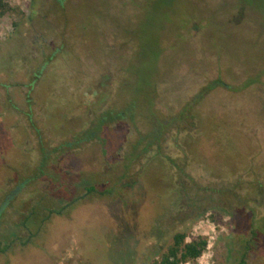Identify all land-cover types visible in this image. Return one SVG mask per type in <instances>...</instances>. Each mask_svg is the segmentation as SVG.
<instances>
[{
    "label": "rangeland",
    "instance_id": "1",
    "mask_svg": "<svg viewBox=\"0 0 264 264\" xmlns=\"http://www.w3.org/2000/svg\"><path fill=\"white\" fill-rule=\"evenodd\" d=\"M6 1L0 203L16 186L9 218L38 231L0 264H157L178 232L207 240L180 264H240L250 218L227 210L264 148V0ZM107 107L125 119L103 127Z\"/></svg>",
    "mask_w": 264,
    "mask_h": 264
},
{
    "label": "trees",
    "instance_id": "2",
    "mask_svg": "<svg viewBox=\"0 0 264 264\" xmlns=\"http://www.w3.org/2000/svg\"><path fill=\"white\" fill-rule=\"evenodd\" d=\"M11 11H17L16 9H13L9 6L8 2L6 0H0V16L5 15L8 12ZM19 16H24V13L17 12ZM35 79H39L38 77H34ZM225 86L228 88V85H226L223 81H220V79H215L213 82V85H209V87H203L201 90H203V94L199 93L197 95L198 100L192 102H188L186 107H183L184 112L180 114L181 118L184 119V116H191V118H194L193 113L191 114L192 110V104L198 103L199 99H201L205 94L208 92H211L213 89L217 87ZM27 100H30V97L27 96ZM191 108L189 109V107ZM108 107L104 110L102 113V126L109 128L113 124L117 123L119 120H124L125 118L121 116L122 113H118V116L114 117L106 115L105 113L108 112ZM158 110V108H156ZM107 110V111H106ZM184 114V115H183ZM177 115V114H176ZM183 116V117H182ZM258 116V115H257ZM188 118V117H187ZM259 120V119H258ZM184 129V128H183ZM186 130V129H184ZM95 131V130H94ZM95 132L87 133L86 140H89L93 138V135ZM186 136L180 138V141H177L179 134L174 135V141L175 143H188V140L186 142V138L188 137L189 132H185ZM147 134H144V136ZM183 136V133H182ZM163 139V138H162ZM190 139V138H189ZM148 140V139H147ZM162 140L159 138V145L160 149L162 148L161 143ZM44 145V144H43ZM59 151V150H57ZM259 152V151H258ZM264 148L260 150L259 153L252 154L251 160H248L247 163V169L246 174L244 175V179H231V184H234V191L239 190L240 195H236L235 192H232V202L236 201V203H232V207H230L227 212L231 217H235L237 214H245L250 218V224H249V235L242 237L243 245L245 247V252L242 254V258L240 260V264L246 263V257L248 256V252L255 247L258 246V243H264V158L259 157L260 155L264 156ZM45 158H42V163H45ZM41 163V164H42ZM40 165V164H39ZM126 168L123 170V175L127 176L129 175V166L130 163H126ZM36 169V168H35ZM239 185V186H238ZM16 187V186H15ZM15 187L11 190L6 192V195L4 196L3 201L1 200L2 204L0 203V254L4 253L8 250L9 247H12L13 244L20 240L22 237H26L29 240L33 239L37 236V231L32 232L30 229V226L33 224L34 219H31V215L23 217V212L18 213L22 215L21 220L15 222L9 218V215L12 211L16 210V204L15 202L18 199V195L15 193ZM96 188L95 185L89 186V187H82V192L91 193ZM86 194V193H85ZM16 195V196H15ZM86 196V195H84ZM9 201L11 204H9ZM13 201V202H12ZM214 203H217L219 205H222L219 203L217 198L212 201ZM8 204V207H13L15 205L14 209L7 210L6 208ZM5 209V210H4ZM38 213H36L37 215ZM60 214V213H59ZM51 214L45 215L42 219V222L50 218ZM36 218V217H35ZM187 235L185 232H178L173 236V240L171 245L167 248L166 252H164L160 260L157 262V264H180L188 261L196 262L204 253L206 247H207V240L204 238H196L193 239L190 242L186 241Z\"/></svg>",
    "mask_w": 264,
    "mask_h": 264
}]
</instances>
